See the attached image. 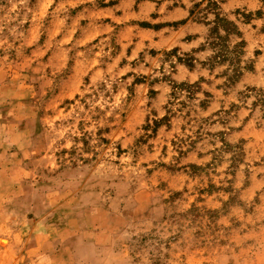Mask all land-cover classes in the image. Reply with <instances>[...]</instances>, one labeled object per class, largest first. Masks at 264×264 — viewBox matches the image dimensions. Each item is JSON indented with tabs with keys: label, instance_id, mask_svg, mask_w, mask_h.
Here are the masks:
<instances>
[{
	"label": "clouds",
	"instance_id": "1",
	"mask_svg": "<svg viewBox=\"0 0 264 264\" xmlns=\"http://www.w3.org/2000/svg\"><path fill=\"white\" fill-rule=\"evenodd\" d=\"M0 264H264V0H0Z\"/></svg>",
	"mask_w": 264,
	"mask_h": 264
},
{
	"label": "rangeland",
	"instance_id": "2",
	"mask_svg": "<svg viewBox=\"0 0 264 264\" xmlns=\"http://www.w3.org/2000/svg\"><path fill=\"white\" fill-rule=\"evenodd\" d=\"M33 2H35V0H33ZM58 2H59V0H58ZM221 2H222V3H226L227 0H221ZM113 3H118V0H113ZM105 7H108V6H105ZM80 11H82V9H78L77 12H74V13H73V17H75V16L78 14V12H80ZM119 14H120V13H117V15H119ZM218 23H219L220 27L224 29V31L229 32L230 35L232 34V33L230 32V24H229L228 22H226V21H224V20H220V18H218ZM163 26H164V25H156L155 28H156V29H159L160 27H163ZM140 27H141L142 29H149V28H152L153 26L150 25V24H141ZM213 32L216 34V36H217V38H218L219 28H218V29H214ZM241 35H242V34H241ZM191 39H194V37H192V38H188V41H187V42H190ZM46 43H47L46 40H42L40 46L43 47ZM216 46L219 47L220 45L217 44ZM237 47L239 48L240 46L238 45ZM38 50H39V49H34L33 51H38ZM176 51H178V49H177ZM130 52H131V49H129V53H130ZM172 54L174 55L175 52H173ZM49 55H50V54H49ZM151 55H156V54H155V52H153V53H151ZM257 55H259V53H257ZM48 58H49V56H46V57H45V59H48ZM178 60H179V57H178ZM219 61H220V58L217 57L215 61L211 62L212 65H213V67H214L215 64H216L217 62H219ZM180 63H184V64H186V66H188V67H189V70H191V71H194V70H195V64L193 63V58H191V57L188 58L187 61L180 60ZM165 82H169V83H170V81H167V80H166ZM202 82H203V81H202ZM136 83H137V85H139V84L144 83V81L140 80V81H137ZM181 87L184 88L185 90L188 89V86H187V85H184V86H181ZM149 95L152 96V97H155V96L157 95V93H155L154 91H150ZM159 127H160V125L157 126L156 134H158ZM212 194H213V193H209V195H212Z\"/></svg>",
	"mask_w": 264,
	"mask_h": 264
}]
</instances>
